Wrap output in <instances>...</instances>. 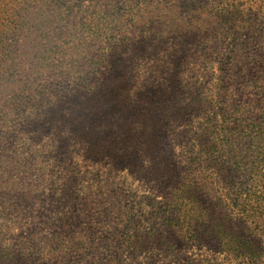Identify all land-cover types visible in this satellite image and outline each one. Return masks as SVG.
I'll list each match as a JSON object with an SVG mask.
<instances>
[{
    "label": "rangeland",
    "instance_id": "rangeland-1",
    "mask_svg": "<svg viewBox=\"0 0 264 264\" xmlns=\"http://www.w3.org/2000/svg\"><path fill=\"white\" fill-rule=\"evenodd\" d=\"M141 1L0 0V264H264V0L196 2L207 21L179 79L210 115L193 93L168 107L175 185L87 165L74 147L72 170L56 163L65 126L46 131L30 101L62 104L97 79L113 45L138 35ZM179 1L181 14L195 4Z\"/></svg>",
    "mask_w": 264,
    "mask_h": 264
},
{
    "label": "trees",
    "instance_id": "trees-1",
    "mask_svg": "<svg viewBox=\"0 0 264 264\" xmlns=\"http://www.w3.org/2000/svg\"><path fill=\"white\" fill-rule=\"evenodd\" d=\"M174 1L173 4L171 0L165 2L169 8L165 11L157 3L152 7L155 0L141 1L143 6L137 2L135 7H145L143 14L146 15L144 20L140 18L143 23L138 35L126 39L132 43L120 48L119 54L114 51L122 41H117L112 47L113 53H108V58L100 63L103 68L98 78L92 82L89 78L81 79L83 84L79 86L80 90L75 91L78 93L75 97L64 98L62 104L55 105L43 103L40 99L30 101L37 108L46 107L41 114L44 126L48 127L46 131L55 127L54 122H63L65 129L62 124L57 128L65 130V135L58 131L54 133L63 135H59L57 141L62 158L56 163L63 165L65 170L75 167L74 156L68 153L74 147L82 150L76 157L87 165L106 167L112 172L125 170L131 176L138 175L136 178L140 180H143L141 177L145 179L155 175L159 181L176 184L177 167L166 154L169 136L164 134L162 124L170 115L168 107H176L177 101L182 104L183 99L184 102L187 99L189 103L193 102V93L196 96L194 101L201 107L198 111L202 110L207 115L210 112L209 106L201 101L200 93L188 90V85L179 79L182 70L191 65V58L199 52L196 44L201 35L200 24L207 19L200 17L201 11L195 7L199 6L196 2L202 3L203 0H194L195 4H189L185 9L189 12L182 14L177 10L185 6L179 0ZM218 7L213 16L223 22L227 13ZM146 8L152 9L149 11ZM168 40L172 42L167 53L168 60L161 61L156 57L161 52L165 53ZM178 56L187 63L174 61ZM109 58L111 60H107ZM142 65L145 68L143 73ZM165 72L170 76L160 82L166 77ZM110 118L115 120L114 126L119 132L116 131L115 137L108 140L102 125ZM84 130L93 134L83 133ZM71 131L76 132L74 138L67 135Z\"/></svg>",
    "mask_w": 264,
    "mask_h": 264
}]
</instances>
